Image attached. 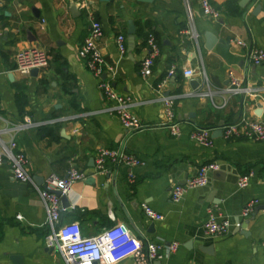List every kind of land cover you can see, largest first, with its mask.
<instances>
[{
	"label": "crops",
	"instance_id": "obj_1",
	"mask_svg": "<svg viewBox=\"0 0 264 264\" xmlns=\"http://www.w3.org/2000/svg\"><path fill=\"white\" fill-rule=\"evenodd\" d=\"M213 3L221 11L218 19L205 16L199 0H0V149L10 144L12 136L4 129L12 124L58 119L16 133V150L29 158V173L44 187L51 174L67 177L72 167L85 172L87 178L66 194L70 206L64 207L62 222L80 223L85 236L122 224L144 243L163 246V258L149 264H264V141L215 136L226 124L264 119L260 99L217 92L214 102L221 107H216L191 85L198 80L202 89L204 68L215 91L229 86L230 73L264 89V63L255 65L249 58L251 49H264V0ZM130 20L137 28L133 49ZM94 21L104 29L100 51L119 70L114 86L136 102L134 112L148 125L143 130L128 132L117 115L106 111L111 102L79 55ZM120 34L127 37L125 54ZM150 34L161 51L153 74L144 78L140 69ZM32 48L50 56L36 76L16 71L17 55ZM189 68L196 71L194 77L185 76ZM166 97L175 100L180 137L163 124ZM198 127L213 130L212 146L192 139ZM121 147L144 161L132 169L133 181L124 165L96 170L100 148ZM215 163L219 168L209 172L206 186L173 201L177 184ZM248 175L249 184L240 187ZM252 203L253 211L245 216ZM144 204L164 218H148ZM210 208L230 220L223 236L205 234ZM48 230L40 194L15 179L6 160L0 164V264H16L13 257L20 258L17 264H66L60 252L46 246ZM118 264L138 263L129 257Z\"/></svg>",
	"mask_w": 264,
	"mask_h": 264
},
{
	"label": "built area",
	"instance_id": "obj_2",
	"mask_svg": "<svg viewBox=\"0 0 264 264\" xmlns=\"http://www.w3.org/2000/svg\"><path fill=\"white\" fill-rule=\"evenodd\" d=\"M205 16L218 19L221 11L214 5L213 0H199ZM104 29L102 23L94 21L90 35L80 47L79 55L85 60L88 69L99 78L100 89L104 97L111 102L106 111L117 115L128 132H136L147 128L141 118L134 112L136 102L132 96L122 93L114 86V80L119 74L116 65L109 64L99 49L98 43L103 36ZM239 45H246L243 40L235 39ZM118 45L122 54L127 51V37L123 34L118 36ZM149 49L148 55L141 63L140 73L144 78L153 74V68L157 57L160 55L161 47L155 36L150 34L147 38ZM249 58L255 65L264 63V49L255 48L249 52ZM50 56L44 49L32 48L19 53L16 57V71L24 75H30L33 69H42L48 66ZM174 69L169 72V76L174 74ZM196 71L192 68L185 70L187 77H194ZM203 82L202 89L195 93L199 96L209 97L216 107H221L214 102L215 93L243 94L254 99H260L261 108L264 111V98L261 93L264 89L243 84V82L233 73H230V84L228 87L215 91L205 69L201 70ZM106 75V77H104ZM166 82V81H165ZM206 87V90L203 88ZM227 102L225 101L223 106ZM165 118L164 125L169 128L172 135L180 137L183 133L181 123L177 120L175 112V100L173 97L164 99ZM58 119L47 122H33L30 119L24 122L12 124L4 129L11 134L10 144L0 149V164L6 160L10 162L11 171L15 179L31 184L40 194L42 203L47 212V226L49 228L45 243L50 249L57 250L62 255L66 264H118L122 260L133 257L138 264H149L163 258V246L157 242L147 240L146 243L139 240L130 230L122 224H116L106 228L101 233L94 236H85L80 223L62 222L64 210L62 197L55 191H61L62 195L70 192L72 186L77 181L87 178L83 171L72 167L68 171L67 177H59L51 174L45 186L39 185L34 176L28 171L29 158L23 151H17L18 143L15 135L22 129L29 127H40L48 122H57ZM222 134L227 140L233 138H248L256 141H264V119L254 120L244 118L239 122L229 123L221 127ZM213 130L198 127L192 132V139L198 144L209 147L214 144ZM144 164V161L128 152L124 147L121 148H100L96 156V170L107 172L110 168L127 166L130 180L135 179L132 169ZM218 164L204 165L199 174L190 178L185 183L177 184L172 190V199L175 202L181 201L189 190L204 187L208 184V174L211 170H217ZM251 175L240 179V187L249 184ZM254 208L250 204L245 210L244 215L248 216ZM143 210L146 216L152 220H162L164 216L155 211L151 206L144 204ZM18 218H22L21 215ZM230 220L220 215L216 209L210 208L208 217L204 223V231L207 236L219 237L226 234L230 228ZM175 251L178 243L171 246Z\"/></svg>",
	"mask_w": 264,
	"mask_h": 264
},
{
	"label": "water",
	"instance_id": "obj_3",
	"mask_svg": "<svg viewBox=\"0 0 264 264\" xmlns=\"http://www.w3.org/2000/svg\"><path fill=\"white\" fill-rule=\"evenodd\" d=\"M103 1H109V0H103ZM139 1H143V2H152L153 0H139ZM129 35H130V38H129V41H130V44H131V48L133 49L134 46H135V38H136V33H137V28H136V25L134 23V21L130 20L129 21ZM208 38H210V36H208ZM212 44L209 45V48H212ZM40 69L36 68V69H33L31 74L36 76L38 74ZM104 77H106V75H104ZM191 85L193 87L194 90H199L201 88V83L200 81L198 80H193L191 82ZM219 133L222 134V130L219 129L215 132V136ZM35 180L36 182L39 184V185H42V181H40L39 178L35 177ZM55 193L58 195V196H61L62 197V202H63V206L65 208L69 207L70 206V202L68 200V196L67 195H62V192L61 191H55ZM12 260L17 264L18 261H20V258L18 257H13Z\"/></svg>",
	"mask_w": 264,
	"mask_h": 264
}]
</instances>
